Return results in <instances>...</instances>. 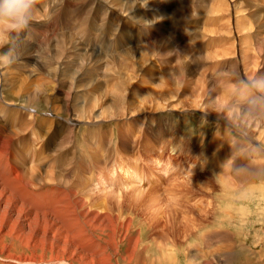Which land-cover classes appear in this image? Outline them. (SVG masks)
I'll return each mask as SVG.
<instances>
[{
    "label": "rangeland",
    "instance_id": "rangeland-1",
    "mask_svg": "<svg viewBox=\"0 0 264 264\" xmlns=\"http://www.w3.org/2000/svg\"><path fill=\"white\" fill-rule=\"evenodd\" d=\"M39 1L40 0H37V3L33 7L34 10L36 8V13L34 14L32 12L33 10L31 11V14L34 16V17L33 16L31 17L32 19L31 23L34 22V20L40 21V17H41V20L44 19L42 12H45V11L50 12V16H51L53 14L52 10L58 7L59 6L58 3L60 2H63L65 7L72 6L73 9L77 6V4H79L77 0H45L47 2V6L38 7L37 4L39 3ZM90 1H92V4H90L91 15L97 16L96 17L97 20L95 24L84 23L82 24V26L79 27L80 29H78L77 27L73 26L74 25L73 22L70 20L72 22L71 23L69 19H64L60 16H55L53 17L54 18L53 20L52 16L51 17L49 16L52 24L50 27H48V29H51V30L53 29L54 31L52 30L53 33L49 32V33H46V35H47V38L56 37L53 40L59 39V41H63V40L69 41L75 38L77 39L76 41L79 42L80 46L82 45V47L86 49L88 52H93L96 54V56L100 55L102 58L101 59L102 61H97V62L92 61L93 63H95V65L92 64L88 69H83L84 74H82L80 72V69H81V66L87 61V59H85L84 57H77L74 53H71V52L69 54V57L72 56L71 59L68 58V56L65 57V60H64L65 63L63 64H65L64 66L66 70L64 72L65 74L63 73V76L64 78H66V80L64 81V83H62V97L63 98L60 97L61 99L59 101V104L60 105H76L77 103V107L80 106L79 108H81V106L82 107L84 106L85 113H87V110H88L90 111V114L98 115V118L96 117L97 119H95L98 125L97 132L102 131V133H106L107 134L106 138L110 137L111 132L115 134L114 140L111 141V143H113V147L110 150L108 149V151L102 150L100 152L101 154L103 153L102 155L98 152L99 154L98 157H97V154H94V157L96 159V161H94L95 163H92L89 160L94 166V170H93L94 172H92V174L89 175L91 178L90 186H89V189L87 188L85 190L83 189V191L82 190L79 191L80 195L87 196V201L93 200L95 198L96 200H99L100 202L106 201L107 206L109 207L107 208L108 212H111V215L113 214L119 215L120 218L122 219V222L127 225L128 233L130 234V237L133 236V240L131 241L129 236L121 235L115 241L116 244L115 242L108 244V246L110 247L108 248V253L110 254L112 258V262L114 264H207V263L208 264H264V168L260 173L257 172L256 176L250 173V176L247 177V175L249 174L248 172L249 168H245L244 166L242 169H240L241 172L239 171L238 172L239 174L237 173L239 176L236 175L234 177L235 179L232 180L233 183L230 180L228 182L230 184L227 187L225 186V189L222 191L223 187H219L215 185V183H213V181L210 180L209 178L210 170L208 166V161L206 159L207 158L206 155H208V152H206V142L208 141V139H211L215 133H219L220 128L224 127V125L225 126L228 125L227 127H230V130L232 131L231 134L234 135L233 137H236L237 139H240V140L245 139V136L248 135L246 132H249V129H244L245 131H243L244 132L243 133L241 130L238 129L239 127L238 128L234 127L236 125H239L238 124L239 123L238 121H240L239 118H236L235 120H233L235 123L234 122L232 123L230 122L231 120L227 116L228 112L235 113L237 109H241L239 106H236L238 105L237 102L239 103V101L234 102L235 100H238L240 97L238 91L235 92L234 89L232 90L224 89V85H230L231 83L232 84L234 83V81L227 80V76L231 72H234V68L229 65L228 67H224L222 64H218L217 62L222 63V62H225L226 60L215 58V61L209 62L207 65V68L209 67L210 73L207 74L208 76L206 78L210 79L215 85L217 84L216 91L209 93L211 91L209 90V87L206 85V82H203L201 80L199 81L201 75L206 74V71H205L206 70V49L205 47H207V49L210 47H214L219 42L218 40L216 41L214 40L216 38L214 37L215 35L213 36V32H212L215 28H217L219 24L225 23L226 25H232L233 27L234 25H238L237 27H235L237 33H234L233 35L235 37L233 39H236L235 41H237L236 42L237 44L231 39H229V41L230 42L233 41L236 45H238L240 50H241L240 47H242V49H245L243 48L245 46L247 48L246 51L249 55L251 53L255 54L256 52L254 48H257L255 47L257 41L254 42L255 41L254 39L257 38L256 40H258L259 43L261 44L264 43V30L262 31L263 33L261 32L258 36L256 35L254 38L251 37L254 33L253 32L254 30L249 29L248 27H251V28L253 27V21H252L253 18L248 17L246 14H244V12L239 10V7L240 9L247 8L251 4L250 3L251 0H247V2L246 0H242V2L241 0L239 1L237 0V2L236 0H192V1L191 0H188V1L186 0H183V1L182 0H150L151 2L149 0H125V2L124 0H122V3H121L122 6L125 8L126 13L127 14L130 13V15H134L137 13V12H134L136 9L135 7L136 1H140L141 5H142V2L146 3V4L143 3L144 7L146 6L148 7L156 3L154 6L152 7L150 6L152 8L151 11L145 12V14L143 12L139 13L137 22H139L141 25L136 22V19L132 20L130 19V17H125L124 19L120 17L116 10L109 9L106 11L104 7H101V5L98 4L97 0H96L97 5L94 4V0H90ZM259 2L262 5H264V0H259ZM179 4L183 5L182 11H181L182 5H179ZM187 4H189L191 8L188 7L189 5ZM246 4H247V7H246ZM220 5L221 6L224 5L222 10H220V8H222ZM225 5L228 9L225 7ZM170 7L174 9L176 7L177 10H175V14L176 16L180 14L178 16V18L180 19H181V14L188 15V14L193 13L194 15H199L200 17L201 16L202 17L200 20H198V22L196 21L190 22V24L188 25L189 27H187V30L185 32L184 30L186 28H184L183 30L182 27L179 28V26H174V22L172 24V21H170L168 23V27L165 28L164 33H163V29L160 26L159 27L154 26L155 28L150 27L149 25H147V21H145V19L142 18V16H145L147 17V20L148 19L150 20L151 23L160 24L161 22H163L162 15L160 14L161 11L163 9L169 10ZM229 8L231 10V13H233L231 19L229 16V12H230ZM104 9L105 11H103ZM132 9L134 11H132ZM238 10L241 11L240 13L242 15L239 13ZM233 11H236L238 14H240V15L237 14L240 17L235 15L236 12H233ZM100 12L102 14H100ZM107 12L109 13L108 14L109 17L108 15H106ZM103 16L105 17L104 20H103ZM117 17L119 20L117 19ZM56 18H57V21H56ZM139 18L140 19L142 18L143 20L142 19L140 20ZM249 18L251 19V22H249L250 21ZM138 19L142 22H140ZM227 19H229V21ZM156 20L157 21L160 20L159 23ZM226 20L228 21L227 23H226ZM237 20H239V22ZM221 21L222 23H220ZM229 22L231 24H229ZM240 23H242L243 26L240 25ZM262 23H264V17H262ZM210 25H212V27L211 29L208 30ZM196 26L198 27L196 28ZM245 26L246 28H244ZM26 27L27 26L16 27L14 24L9 23V22L2 24L0 27V35H1L0 41L10 42V38H9L10 33H15L14 39L16 41L20 39L21 42H25V43H21L20 45L24 44V46L26 47L27 45L26 39H25L26 34H24L27 32ZM37 27H41L45 31H47L46 30L47 25L44 22L39 23ZM173 27H174V31H172ZM177 27L179 31L181 30L180 32L178 31ZM247 28L249 29V31L247 30ZM81 29H82V32L80 31ZM197 29L198 31H195ZM205 29L208 30V33L211 32L210 39L208 35L207 36L208 38H206L205 40L206 44L204 43L203 38H199V37H202V35L204 38L206 37ZM243 29H245L246 31H244ZM241 30L245 32L244 34H246V36H248L247 38L248 41L253 39L252 40L253 45H251L252 41L248 42L247 39H245V36ZM203 31L205 32L203 33ZM173 32H176V33H173ZM183 32H184V35H183ZM1 33H3V35ZM238 34H240L242 37ZM195 35L197 36V38H194L196 37ZM151 38L154 41H152ZM173 38H177V41L176 39L174 40ZM146 39H148L154 45L155 48H158L157 51L155 52L156 56L154 55L155 58L153 57L151 59L150 57L151 52L149 51L147 47ZM178 39H180L185 44H183L182 42H179ZM245 40L247 42H245ZM243 41L246 43V44L244 43V46H243ZM4 42L0 43V64H1L0 66L1 67L4 64H6L5 60L7 59L6 58L7 54L2 51V47H3L2 44H4ZM186 42L187 43L190 42L191 46L189 47L190 44L189 43L187 44ZM181 43L184 48H182ZM179 44L181 46H179ZM246 45H249V46L247 47ZM160 47L163 50V54L160 55V57H157L159 55ZM64 48H67V47L64 46ZM123 49H128V51L131 50L130 55L126 56V58L128 57L127 59H129L128 62L125 59L124 62L121 64L120 68H118V66L113 67L111 64V60L120 59V58L122 60L123 58L120 57V54L122 55V52H124ZM184 49H185V52H183ZM191 51H194V52H191ZM19 52L20 54L23 53V51H18V53ZM143 52H146V53L144 54ZM252 54L250 56H252ZM114 56H118V57H114ZM198 56H202V57H199L200 59H198ZM210 56L211 58H213L212 55ZM168 58L172 59L170 62V64L173 63L172 65H176L178 61L181 62L182 60L183 61L186 60L187 62L190 61L192 64V60L194 59L201 63L200 64L201 70L196 71V72H199V71L201 72L195 75L193 79L194 83L192 84V88H194L195 92L194 93L190 92L189 93L190 95H187V96L190 97L189 99L190 101L195 102V100L197 101V99L195 98L194 100V97L198 93L203 97L200 100L203 99L204 104H200V105L192 104L191 106L192 108H191L189 106L191 104H188V105L183 104L185 103V101L183 102L181 100H185V99H183L184 97H182L180 94L177 96H174L171 100H167V102L163 101L165 103H168L165 105H153L152 104L153 106H151L149 104H146V105L140 104L141 102H147L150 100L152 91L149 89L150 88L149 84L150 85L156 84L155 86L158 85L157 84L158 82L155 83L154 81H159L158 79L160 77V74H162L163 73L162 71H164L163 63L166 62L167 60H170ZM188 58L190 59L192 58V59L190 60ZM54 59L56 60L57 58H54ZM59 60L62 61V58ZM146 60L147 61L151 60L153 64V68H152L153 70H150V72L152 74H155L156 76L159 75V77L153 78V76L150 77L151 76L150 74H146L147 76L144 74L142 79L144 77L146 78H144L141 81V84H139L137 79H138V76L140 75V72L133 71V70L137 66L141 65L140 63H144ZM175 61L177 62L175 63ZM67 62L71 65H69ZM66 63L68 65H66ZM156 63L157 64L159 63V64L157 65ZM155 64L157 66H155ZM56 65H57L56 61H51L48 68L42 71V74L44 75V72L52 73ZM123 65L125 66L123 67ZM210 65L214 68L212 67L210 68ZM263 65H264V56L262 59V66ZM19 66H22L21 63H19ZM67 68H69L68 70L69 72L67 71ZM100 68L102 70H100ZM22 69L24 68L22 67ZM96 69L97 71H94ZM98 69L100 70V72H98L99 71ZM122 70L124 71L122 72ZM154 70H155V73H153ZM160 70L162 71L160 72ZM71 72H75V73L68 74ZM39 73L40 72L38 73L36 72L35 76H37ZM107 73L108 75H112L111 78L113 81L112 80H109L107 82L105 81ZM18 74L20 73L18 72ZM28 74L26 73L27 79H28L26 81L30 80V77ZM128 74L130 77H128ZM84 75H86L85 79L80 80V78L83 77ZM120 76L122 77V79L124 78L125 79L122 80ZM88 77L91 78V80L89 79L87 80ZM221 77L223 78L220 80ZM43 78L46 79L47 76L44 75ZM44 79L41 78V80H44ZM114 80L116 82V85L117 83L118 85L123 84V85H120L122 87L120 86L117 87L115 85ZM87 81H91L90 83L92 84V86H90L89 89L81 88L80 90L79 88L81 87V85H84L85 82ZM113 82H114L113 86L115 85L116 87H113V86L109 87L108 85L110 84L111 86ZM142 82H145V83H142ZM99 84H100L99 89L92 90L94 86H98ZM125 84L126 86H124ZM131 84H134V85L131 86ZM145 84H147V87ZM48 85H49L48 87H50L51 83ZM71 86L73 87V89L70 88ZM127 86H129L130 88L128 87V89H125L127 88ZM135 86L137 87L136 89H135ZM206 87L208 88V90ZM109 88L111 89L113 88L114 90L113 89L111 90ZM117 88H120V89H117ZM139 88H141V90H144V91L142 92L141 90H137ZM3 89L5 90V93H6L5 94L6 99L4 100L2 99V96L4 94L0 91V98H1L0 100L3 101L4 105H7V103L11 105H15L18 107L19 111L22 110L23 112H29L30 114L31 112H33V113L45 115V111L47 110L49 111V108L47 106L48 104L42 101H38L39 96L37 95H40L41 93L40 92V82H37V85H36V82H33L32 87H30L28 91L21 90L20 91L21 97L16 95L15 100L12 99L13 93L11 94V92H9L10 88L8 86H5L4 84V86H2V90ZM35 92L37 95L35 94ZM89 93H90V97H89ZM137 93L140 95H138ZM224 93L226 94L227 97L223 95ZM252 93L254 96L258 97L257 92L252 91ZM248 94H250V92ZM248 94L246 95V97L248 98H246L244 102L248 99L246 102H248L251 105H247V103L245 102V106L247 105L251 107L253 110V112L248 115L250 117L249 121H253V119L255 118L260 120V113H261L263 106L262 104L260 105V102L257 101L256 99L250 98ZM119 95L120 96L126 95L127 96L126 98L132 101L131 105H127L128 110H126L127 111L126 115L124 113L118 116L117 114L120 113L119 112L120 107L119 105L118 107L113 106V101L111 99H113L114 97H118ZM180 96L182 97V99L180 98ZM234 96L236 97V99L234 98ZM29 97H35V98H30L31 100L32 99L34 100V101L30 100V103L31 105H39L40 108L37 109L35 107H32L33 111L30 110L29 106H26V105H29L27 103V101L29 100ZM37 97H38V100H36ZM92 98L94 99V101ZM223 98H224V101H223ZM62 100H64V102ZM65 100L66 102L68 100V102L65 103ZM217 101L219 103H217ZM133 102L136 105L133 104ZM219 104L224 109L223 108L220 109ZM228 104L229 105L232 104L234 105V107L229 106L228 108ZM207 105H209V107H207ZM86 106H88L89 108ZM214 107H216L218 110H221V112H219ZM204 109L206 110V112ZM211 110L217 111V113L216 112L211 113ZM101 112L104 114H102ZM124 117L130 122H127V120ZM62 118L67 119L65 114H63ZM105 119L106 121H104ZM123 120L125 121V123L122 122ZM82 121H85V120H82ZM126 122H127V125H126ZM123 124L126 125V127ZM116 128H127L132 133L130 136L133 137V139L135 140V144L131 147L129 151L127 152L126 150L123 151L122 147L120 146L119 141L116 142V140L119 138L117 137L119 132H118V129ZM78 129H80V127ZM113 129L114 130L116 129V130L112 131ZM110 130L111 132H109ZM92 133L93 132H90L88 134H92ZM78 137H79V140L77 139L76 143L80 145L81 150L84 154L85 153V150H84L85 143L83 142V138H82L83 135L81 136V132H80V136ZM94 137L95 139L92 140L93 141L92 144L94 143L96 144L97 136L94 134ZM36 138L38 139L39 136H36ZM37 139L32 138V148H31L32 154L28 156H25V155L19 156L17 158L18 159L17 163L23 167V170L26 169V171H28V169L30 168H33V167L36 168L37 164L39 163V160L37 159L38 157H36L34 150L36 146L40 147L42 142L40 138L38 140ZM105 141L106 142H104V144L106 145V143L108 142V139H106ZM254 144L256 148L264 151V147L262 146L259 140H256ZM33 162H34V165H33ZM60 166L63 171L64 170L63 165L60 164ZM135 168H136L137 174L139 175L138 177L137 175H135L136 174ZM243 169L244 171H242ZM100 174L105 177L104 179L105 183L104 184L102 183L103 185L100 184L101 182L99 181V178H98L99 177L98 175ZM140 177L142 178L137 180V178H140ZM238 177H240V179H238ZM107 181L109 183L105 185ZM92 191H94V193ZM89 192H90V195H88ZM43 211L48 212L49 210L44 209ZM110 239L111 238H109L108 241ZM129 241H130L131 248L134 246L133 241H136L137 243V247L135 248L133 252H131L132 251L131 249L130 251L127 250L129 247ZM100 243L103 244L104 242L100 241ZM13 252H15L16 254H21L25 252L30 253V251L28 250H23V251L20 250L19 247H18V250H14ZM104 254L106 255V252ZM57 263L61 264V262L59 261L52 262V263L50 262V264H57ZM0 264H27V263L22 262V261L19 262V261L13 260L12 258H8L5 252H0ZM42 264H45V263H42ZM46 264H49V262H47Z\"/></svg>",
    "mask_w": 264,
    "mask_h": 264
},
{
    "label": "bare ground",
    "instance_id": "bare-ground-1",
    "mask_svg": "<svg viewBox=\"0 0 264 264\" xmlns=\"http://www.w3.org/2000/svg\"><path fill=\"white\" fill-rule=\"evenodd\" d=\"M186 1H188V0H186ZM53 2H51V3H53ZM77 2H79V4H77V6L74 9L72 8V6L65 7L63 2L58 3L59 6L57 5L58 7L54 8L52 10V12H53V14L51 15L52 18L55 16H60L64 19H69V21L71 20L73 22V24H74L73 26L77 27L78 29H80L79 27L82 26V24H84V23L95 24L96 20H97L96 19L97 16L91 15V12H90V4H92V1H90V0H77ZM97 2H98V4L101 5V7H104L106 9V11L109 9L116 10L120 17H122L124 19H125V17H130V19H132V20L136 19V22H137V18L139 17V13L143 12L145 14V12L151 11V9H152L151 7L156 4L154 2L155 4H152V5L149 4L151 7L150 6L144 7V5H143L144 2H142V5H141L140 1H136V6H135L136 9H135V11L132 9V11L137 12V13L134 15H130V13L129 14L126 13L125 8L122 6V4H121L122 0H97ZM97 2H96V0H94V4H96ZM124 2H125V0H124ZM236 2H237V0H236ZM241 2H242V0H241ZM246 2H247V0H246ZM250 3L251 4L248 7L246 4L247 8L240 9V7H239V10L244 12V14H246L248 17L253 18V20H252L253 21V27L252 28L248 27V28L254 30L253 31L254 33L252 32L253 35L251 36L254 38L256 35L258 36L264 30V23H262V17H264V5H262L259 2V0H251ZM144 4H146V3H144ZM179 5H182V4H179ZM187 5H189V4H187ZM37 6L38 7H46L47 2L45 0H40L39 3L37 4ZM223 6H221L222 8H220V10L223 9ZM184 7H185V5H184ZM188 7H190V5ZM225 7H226V5H225ZM236 8H234V9H236ZM68 9H69V11H68ZM105 9L103 11H105ZM166 9H163V10L161 9L162 11L160 14L162 15L163 22H161L160 24H153L150 22L149 19L147 20V17L142 16V15H140V16H142V18H144L145 21H147V25H149L150 27H154V26L159 27L160 26L163 29V33L165 32V28L168 27V23L170 21H172V24L174 22V26H179V28L182 27L183 30H184V28H186L184 30V32H185L187 30V27H189L188 25L190 24V22H195V21L198 22V20H200L202 17V16L200 17L199 15H194L193 13L188 14V15H186L184 13L185 15L181 14V19H180V18H178V16L180 14L178 15V13H177L178 16H176V14H175V10H177L176 7H175V9L171 8V7L169 10H166ZM182 9H183V5L181 8V11H182ZM192 9H193V7H192ZM195 9H197V8H195ZM229 10H230V8H229ZM31 11L35 14L36 8H35V10L32 8ZM31 11H30L29 21H28L27 25H25V26H27L26 27L27 30L25 29L27 32L24 33V34H26V38H25L26 43H27L26 47L24 46V44L20 45L21 43H25V42H21L20 39L18 41H16L14 39L15 33H10V35H9L10 42L0 41V43L4 42V44H2L3 45L2 51L7 54L6 55L7 59L5 58L6 64H4L2 67L0 66V91L4 94L2 96V99L3 100L6 99L5 90L4 89L2 90V86H4V84H5V86H8L10 88L9 92H11V94L13 93L12 99L15 100L16 95L20 96L21 90H23V91L27 90L28 91V89L30 87H32L33 82H36V85H37V82H40V92L41 93H40V95H37L35 92V94L37 96H39V100H38V97L36 100L42 101V102L48 104L47 106L49 108V111L48 110L45 111V115L33 113V112H31V114H30L29 112H23L22 110L19 111L18 107L15 105H11L8 103H7V105H4L3 101L0 100V252H5L7 254L8 258H12L13 260H16L19 262L22 261V262H25L27 264H42V263L46 264L47 262H49V264H50V262L52 263V262H56V261L61 262V264H63V263H65V264H114L112 262V258L110 256V254L108 253V248H110L108 246V244L115 242L117 240V238L120 237L121 235L130 237V234L128 233V227L126 224H124L122 222V219L120 218L119 215H117V214L111 215V212H108L107 208H109V207L107 206L106 201L103 200L104 202H102V201L100 202L99 200H96L95 197H94L95 199L87 201V196L80 195L79 191L80 190L83 191V189L85 190L87 188L89 189L90 181H91V178L89 175L92 174V172H94L93 171L94 166L92 163H95L94 161H96L94 154H97V157H98L99 156L98 152L100 153L102 150L103 151H108V149L110 150L113 147V143H111V141L114 140L115 134L113 132H111V130H110L109 132H111V135L109 134L110 137L106 138V136H107L106 133H102V131L97 132L98 131V128H97L98 125H97V122L95 119L98 118V115L97 114H95V115L90 114V111H88V110H87V113H85L84 106L83 107L81 106V108H79L80 106L77 107V103H76V105H60L59 104V101L61 99L60 97H62V83H64V81L66 80V78H64V76H63V73L66 70L65 66H64L65 64H63V63H65L64 62L65 57L68 56V58L71 59L72 56L69 57V54L71 52V53H74L77 57H84L85 59H87V61L81 66L80 72L82 74H84L83 69H88L92 64L95 65V63H93L92 61H94V62L102 61L101 60L102 58L100 55L96 56L95 53L88 52L86 49H84L82 47V45L80 46L79 42L76 41L77 39H75V38L72 40L68 39L69 41H64V40L59 41V39L53 40L56 37H48L47 38L46 33L52 32V30H53V29L52 30L48 29V27H50L52 24L51 20H50V17H51L50 12H47V11L42 12L44 19L41 20V17H40V21L34 20V22L31 23V20H32L31 17L33 16L31 14ZM38 11H40V10H38ZM241 11H239V13ZM108 12L106 13V15L109 14ZM233 12H236V11H233ZM113 13H114V11H113ZM226 13H227V11H226ZM100 14H102V13L100 12ZM104 14H105V12H104ZM153 14H155V13H153ZM237 14L238 13L236 12L235 15H237ZM240 14H238V15H240ZM98 15H99V13H98ZM222 15H224V14H222ZM232 15H233V13H231V10H230V12H229L230 19L232 18ZM108 17H109V15H108ZM238 17H240V16H238ZM106 18H107V16H106ZM98 19H100V18H98ZM104 19H105V17L103 16V20ZM117 19H118V17H117ZM160 19H161V17H160ZM53 20H54V18H53ZM227 20L229 21V19H227ZM227 20H226V23L228 22ZM56 21H57V18H56ZM121 21H119V22H121ZM159 21H157V22L159 23ZM175 21H176V23H175ZM222 21L220 23H222ZM237 21L239 22V20H237ZM41 22L46 23V25H47L46 30L47 31H45L41 27H37V25H39V23H41ZM140 22H142V21H140ZM224 22H225V20H224ZM249 22H251V19ZM137 23H139V22H137ZM119 24H121V23H119ZM144 24H146V23H144ZM229 24H231V23L229 22ZM236 24H237V22H236ZM240 25H242V23H240ZM237 26L238 25H234V27H233L232 25H226L225 23H223V24H219L217 26V28H215L214 30L212 29L213 30L212 31L213 36L215 35L214 37L216 38L214 40L215 41L218 40L219 42L217 41L218 43L217 44L215 43L216 46H214V47L209 46L210 47V48H208L209 50L207 49V47H205V49H206V70H205L206 74L201 75V73H200L201 77L199 79V81L201 80L203 82H206V85L209 87V90L211 91V92L208 91L209 93L215 92L217 84L215 85L210 79L206 78L208 76L207 74L210 73L209 67L207 68V65L209 62L215 61V58L226 60L225 62H222V63L217 62V63L222 64L224 67H228V65H229V66L234 68V72H231L227 76V80L228 81H234V83L233 84L231 83L230 85H224V89L225 90L226 89H231V90L234 89L235 92L238 91L240 97L238 100H235L238 94L236 95V97L234 96V98H235L234 102L239 101V103L237 102L238 105H236V106H239L241 108V109H237L235 113L228 112L227 116L231 120L230 122H232V123L234 122L233 120H235L236 118H239V120H240V121H238L239 125L234 126L235 125L234 124L233 126L236 128L239 127L238 129L241 130L242 132L245 131L244 129H249V132H246L249 136L247 135V136H245V139L240 140V139H237L236 137H233L234 135L231 134L232 131L230 130V127H227L228 125H226V126L224 125V127L220 128L219 133H215L212 136V138L208 139V141L206 142V152H208V155H206L207 156L206 159L208 161V166H209V170H210L209 178L211 181H213V183H215V185H217L219 187H223L222 191L225 189V186L227 187L230 184V183H228L230 180L232 182V180L235 179L234 177L239 174L238 172L244 166H245V168H249L248 169L249 174L247 175V177L250 176V173H252L256 176V173L257 172L260 173L264 168V151L256 148L255 144H254V142H256V140H259L261 142L262 146L264 147V97H262L260 95H258V97H256L252 93V91L256 92L255 90L251 91V89H244L240 86L241 80L247 79V80L251 81L253 79H259V78L264 77V65L262 66V59L264 56V43L261 44L258 42V40H256L257 38L254 39L255 40L254 42L257 41L256 46H255L257 48H254L256 51L255 54L257 53L256 54L257 56L255 54H252V53H251L252 56H250L251 54L249 55L247 53V51H246L247 48L244 46V43L248 41V39H247L248 36H246V34H244L245 32H243L241 30L245 36V39H247V41L246 40H245V42L243 41V46H244L243 48H245V49H242V47H240L241 48V50H240L239 46L236 45L237 44L236 43L237 41H235L236 39H233V38H235L233 36L234 33H237L236 28H235ZM0 27H1V25H0ZM197 27L198 26H196V28ZM211 27H212V25H210L209 28L207 27L208 30L211 29ZM196 28H194V29H196ZM244 28H246V26ZM248 28H247V30L249 31ZM177 29H178V27H177ZM121 30H123V29H121ZM205 30H206V33H205L206 37L204 38L202 33H201L202 37H199V38L204 39V43H205L206 38L209 37V39H210V33H211V32L208 33L207 29H205ZM243 30L246 31L245 29H243ZM80 31L82 32V29ZM172 31H174V27H173ZM178 31H179V29H178ZM195 31H198V29ZM239 31H238V33H239ZM184 32H183V35H184ZM188 32H189V30H188ZM204 32L205 31H203V33ZM56 33H57V31H56ZM173 33H176V32H173ZM1 34L3 35V33H1ZM250 34H251V32H250ZM171 35H172V33H171ZM178 35H179V33H178ZM238 35H240V34H238ZM42 36H43V38H42ZM193 36H194V34H193ZM149 37H150V35H149ZM175 37H177V36H175ZM251 37H250V39H251ZM178 38H180V37H178ZM194 38H197V36ZM199 38H198V40H199ZM163 39H165V38H163ZM173 39L174 40L176 39V41H177V38H173ZM229 39L233 40L236 44L233 41L230 42ZM146 40H147V43H146L147 47H148L149 51L151 52L150 57L152 59L158 48H155L154 45L148 39H146ZM151 40H152V38H151ZM252 40H250V41H252ZM152 41H154V40H152ZM171 41H172V39H171ZM178 41L182 42L180 39H178ZM241 41H239V42H241ZM250 41H248V42H250ZM209 42H210V40H209ZM182 43H181V45H182ZM188 43L190 44V42H188ZM252 43H253V41L251 42V45H253ZM77 44H79V45H77ZM183 44H185V43H183ZM181 45L179 44V46H181ZM201 45H202V43H201ZM249 45H250V43H249ZM249 45H246V46L248 47ZM64 46L67 48H64ZM190 46H191V44L189 45V47ZM186 47H187V45H186ZM182 48H184L183 45H182ZM65 49H66V51H65ZM140 49H142V48H140ZM185 49L183 52H185ZM123 50H124V52H122V55L120 54V57L123 58L122 59L123 61L121 60V58L111 60V64L113 67L118 66V68H120L121 64L124 62L125 59L128 62L129 59H127L128 57L126 58V56L130 55L131 50H129V51H128V49H123ZM194 50H195V48H194ZM243 50H245V51H243ZM18 51H23V53L20 54V52L18 53ZM141 52H142V50H141ZM191 52H194V51H191ZM143 53L145 54L146 52H143ZM1 54H2V52H1ZM162 54H163V50L160 47L159 48V55L157 57H160V55H162ZM210 55H212L213 58H211ZM118 56H119V54H118ZM118 56H114V57H118ZM134 57H135V55H134ZM199 57H202V56H198V59H200ZM54 58H57V59L55 60ZM61 58H62V61L59 60ZM195 58H197V57H195ZM168 59H170V58H168ZM188 59H190V58H188ZM171 60L172 59L167 60V61L165 60L166 62L163 63L164 64L163 65L164 71H162L163 69L161 68L162 70H160V72L162 71L163 73L160 74V77H159V75L156 76L155 74H152L150 72V70H153L152 69L153 64H152L151 60H149V61L146 60L144 63H140L141 65H139V66H137L138 64L136 65L137 67L133 71H139L140 72V75L138 76V79H137L139 84H141V81L144 78H146V77H144L142 79L144 74L145 75L150 74L151 75L150 77L153 76V78L159 77V79H158L159 81H154V79H153V81L155 83L158 82L157 86H155L156 84L155 85L149 84V86H150L149 89L152 91L150 100L147 102H141L140 104H142V105L143 104L144 105L149 104L151 106H153V105H165L168 103H165L163 101L167 102V100H171L174 96H177L179 94L182 97H184L183 99H185V100H181V101H183V102L185 101V103H183L185 105L191 104V105H189L191 107L192 104H195V105L204 104V100L203 99L200 100L203 97L198 93L197 94L200 96H198L197 94H196L197 96L195 94H193V95H195L194 100H195V98L197 99V101L195 100V102L190 101L189 100L190 97L187 96V95H190L189 94L190 92L191 93L195 92L194 88H192V84L194 83L193 79H194L195 75H197L199 72H201V71L196 72L198 70H201V68H200L201 63L194 59V60H192V64L190 61L187 62L186 60H184V61L182 60L181 62L178 61V63L176 65H172L173 63L170 64ZM51 61H56V63H57V65L55 66L56 70L54 69L52 73L44 72V75L47 76V78L44 79L43 78L44 75L42 74V71L46 70L48 68ZM74 61H75V59H74ZM131 62H133V61H131ZM176 62L177 61H175V63ZM19 63H21L22 66H19ZM67 63H66V65L69 64V63L68 64ZM75 63H77V62H75ZM130 64H132V63H130ZM156 64H155V66H157L159 63L157 65ZM203 64H202V66H203ZM69 65H71V64H69ZM124 66L125 65H123V67ZM22 67L24 69H22ZM67 67H69V66H67ZM211 67L212 66L210 65V68ZM219 67H220V65H219ZM97 68H99V67H97ZM212 68H214V67H212ZM70 69H71V67H70ZM68 70H69V68H67V71ZM100 70H102V69L100 68ZM100 70L98 72H100ZM157 70H159V69H157ZM94 71H97V69ZM123 71L124 70H122V72ZM214 71H215V69H214ZM18 72L20 74H18ZM36 72L37 73L40 72V73L37 76H35ZM26 73L27 74L29 73L28 74L30 77L29 81H26V80H28ZM72 73H75V72H71L68 74H72ZM153 73H155V70ZM86 75L81 77L80 80H84ZM115 75H117V74H115ZM68 76H70V75H68ZM111 76L112 75H108V73H107L105 81L107 82L109 80H112ZM89 77L87 78V80L88 79L91 80V78H89ZM128 77H130L129 74H128ZM168 77H169V79H168ZM41 78L44 80H41ZM222 78L223 77H221L220 80ZM121 79H122V77H121ZM124 79H122V80H124ZM118 80H119V78H118ZM147 80H148V78H147ZM71 82H73V81H71ZM90 82L91 81L85 82L84 85H81V87L79 86L80 87L79 89L80 90H81V88L82 89H87V88L89 89L90 86H92V84ZM114 82H115V80H114ZM114 82L111 84V86H110V84L108 86L112 87ZM123 82H125V81H123ZM50 83H51V86L48 87L49 86L48 84H50ZM142 83H145V82H142ZM151 83H153V82H151ZM106 84H108V83H106ZM115 85H116V82H115ZM115 85L113 87H116V86L118 87V86L123 85V84L118 85V83H117V85L116 86ZM133 85L134 84H131V86H133ZM145 85L147 87V84H145ZM124 86H126V84ZM120 87H122V86H120ZM128 87L129 86H127V88H125V87H123V88L128 89ZM70 88L73 89L72 86ZM99 88H100V84L98 86H94L92 88V90H97ZM136 88L137 87L135 86V89ZM79 89H77V90H79ZM109 89H111V88H109ZM117 89H120V88H117ZM137 90H141V88H139ZM207 90H208V88H207ZM207 90H206V92H207ZM141 91L143 92L144 90H141ZM249 92H250V94H248ZM130 93H131V91H130ZM124 94H126V93H124ZM247 94L249 95L250 98H253V99H256L257 101H259L260 105L262 104L263 107H262V110L260 113V120L255 118V119H253V121H249L250 117L248 115L251 114L253 112V110L251 107L247 106V105H251L248 102H246L248 99L245 101L247 103V105L245 106L244 100L246 98H248V97H246ZM138 95H140V94H138ZM212 95H214V94H212ZM223 95L226 96L225 93ZM181 96H180V98L182 99ZM221 96H222V94H221ZM89 97H90V93H89ZM104 97H105V95H104ZM126 97H127L126 95L125 96L119 95L118 97H114V98L112 96L113 99H111V100L113 101V106L118 107V105H119V107H120V110H119L120 113L119 114L116 113L118 116L121 114H124V113L126 115V112H127L126 110H128L127 105L132 104V101L128 100ZM226 97H224V98H226ZM30 98H35V97H29V100L27 101V103L29 105H26V106H29L30 110H32V111H33L32 107H35L37 109L40 108L39 105H31V103H30L31 99ZM224 98H223V101H224ZM132 100H133V98H132ZM62 101L64 102V100H62ZM93 101H94V99H93ZM67 102H68V100H67ZM67 102L65 100V103H67ZM134 102H133V104H135ZM217 103H219V102L217 101ZM212 105H214V104H212ZM216 105H218V104H216ZM229 106L234 107V105H232V104L231 105L228 104V108H229ZM86 107H88V106H86ZM92 107H93V105H92ZM207 107H209V105H207ZM219 107H220V109L223 108L220 106V104H219ZM29 108H27V109H29ZM165 108H166V106H165ZM214 108H216V107H214ZM205 109H206V107H205ZM144 111H145V109H144ZM218 111L221 112V110H218ZM155 112H157V111H155ZM205 112H206V110H205ZM213 112L217 113V111L211 110V113H213ZM63 114L66 115L67 119L62 118ZM102 114H104V113H102ZM102 118H103V116H102ZM82 120H85V121H82ZM119 120H120V118H119ZM124 120L122 122L125 123ZM104 121H106V119ZM247 121H249V122H247ZM127 122H130V121L127 120ZM127 122H126V125H127ZM126 125H124V126L126 127ZM218 125H220V124H218ZM79 127H80V129H78ZM100 128H101V126H100ZM116 129H118V132H119L118 136H117L119 138L116 140V142L119 141L120 146L122 147L123 151L124 150H126V152L129 151L131 149V147L135 144V140L133 139V137L130 136L132 133L127 128H116ZM115 130L113 129L112 131H115ZM80 132H81V136L83 135L82 138H83V142L85 143V147H84L85 153L84 154L81 150L80 145L78 143H76V140L77 139L79 140L78 136H80ZM90 132H93L97 136L96 144L95 143L92 144V142H93L92 140H94L95 137H94L93 133L88 134ZM36 136H39V138L41 139V142H42L40 147L36 146V148L34 150L36 157H38L37 159L39 160V163L37 164L36 168L33 167V168L28 169V171H26V169L23 170V167L17 163L18 162L17 158L19 156H24V155L28 156V155L32 154V150H31L32 138L37 139ZM139 136H140V134H139ZM106 139H108V142L105 145L104 142H106L105 141ZM47 151H49L50 153ZM110 155H112V154H110ZM107 156H109V155H107ZM228 156H230V157H228ZM103 157H105V156H103ZM60 164H62L64 167L63 171L61 169ZM33 165H34V162H33ZM135 171H136V168H135ZM242 171H244V169ZM135 173H136L135 175H137V177H138L139 175L137 174V171ZM230 174H232V175H230ZM100 175H98L99 177L97 176L99 178V181L101 182L100 184H102V183L104 184L105 183V180H104L105 177L102 175L100 176ZM141 178L142 177L137 178V180H139ZM238 179H240V177H238ZM103 180H104V182H103ZM108 183L109 182L107 181V183L105 185H107ZM246 184H247V182H246ZM250 186H252V185H250ZM259 186H261V185H259ZM92 192L94 193V191H92ZM88 195H90V192ZM39 208H41V209H39ZM42 209L43 210L48 209L49 211L46 212V211H43ZM104 235H105V237H104ZM109 238H111V239L108 241ZM130 239L132 241L133 236H131ZM6 241H8L9 243ZM100 241H103L104 243L101 244ZM133 243H134V246L131 248L130 247V241H129V247L127 249L128 251H130V249H131L132 250L131 252H133L135 250V248L137 247L136 241H133ZM115 244H116V242H115ZM18 247L20 248V250H22V251L28 250V251H30V253L25 252V253H21V254H16L13 251L18 250ZM227 249H228V247H227ZM105 252H106V255L104 254ZM134 254H135V252H134ZM125 257H124V259H125Z\"/></svg>",
    "mask_w": 264,
    "mask_h": 264
},
{
    "label": "clouds",
    "instance_id": "clouds-1",
    "mask_svg": "<svg viewBox=\"0 0 264 264\" xmlns=\"http://www.w3.org/2000/svg\"><path fill=\"white\" fill-rule=\"evenodd\" d=\"M37 0H0V25L9 22L16 27L27 25L30 11ZM240 86L244 89H252L258 95L264 97V77L253 80H241Z\"/></svg>",
    "mask_w": 264,
    "mask_h": 264
}]
</instances>
